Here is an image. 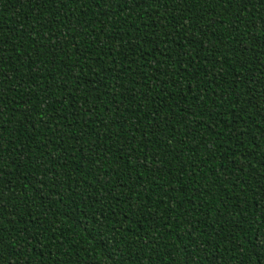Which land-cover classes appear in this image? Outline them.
<instances>
[{
	"label": "trees",
	"instance_id": "16d2710c",
	"mask_svg": "<svg viewBox=\"0 0 264 264\" xmlns=\"http://www.w3.org/2000/svg\"><path fill=\"white\" fill-rule=\"evenodd\" d=\"M0 264H264V0H0Z\"/></svg>",
	"mask_w": 264,
	"mask_h": 264
},
{
	"label": "snow or ice",
	"instance_id": "6c2138e0",
	"mask_svg": "<svg viewBox=\"0 0 264 264\" xmlns=\"http://www.w3.org/2000/svg\"><path fill=\"white\" fill-rule=\"evenodd\" d=\"M117 2L119 3L120 0H117ZM132 2H133L134 6H139V0H132ZM230 2H241V3H243V2H245V0H230ZM2 111H3L2 96H0V113H2ZM0 151H2V148H0ZM0 200H3L2 195H0ZM2 248H3V238L0 237V249H2Z\"/></svg>",
	"mask_w": 264,
	"mask_h": 264
}]
</instances>
